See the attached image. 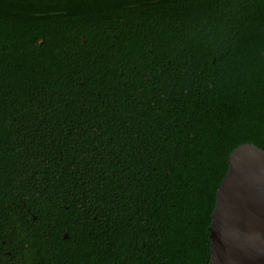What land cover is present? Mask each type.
Returning a JSON list of instances; mask_svg holds the SVG:
<instances>
[{
    "label": "trees",
    "instance_id": "16d2710c",
    "mask_svg": "<svg viewBox=\"0 0 264 264\" xmlns=\"http://www.w3.org/2000/svg\"><path fill=\"white\" fill-rule=\"evenodd\" d=\"M244 144L264 150V0H0V211L88 218L114 264H210Z\"/></svg>",
    "mask_w": 264,
    "mask_h": 264
},
{
    "label": "water",
    "instance_id": "95a60500",
    "mask_svg": "<svg viewBox=\"0 0 264 264\" xmlns=\"http://www.w3.org/2000/svg\"><path fill=\"white\" fill-rule=\"evenodd\" d=\"M229 166L209 228L210 264H264V150L241 145Z\"/></svg>",
    "mask_w": 264,
    "mask_h": 264
},
{
    "label": "flooded vegetation",
    "instance_id": "af4514ba",
    "mask_svg": "<svg viewBox=\"0 0 264 264\" xmlns=\"http://www.w3.org/2000/svg\"><path fill=\"white\" fill-rule=\"evenodd\" d=\"M25 198L17 204L14 199L12 210L0 211V264H114L100 259L96 248L86 243L88 218L49 206V211L35 212L34 198Z\"/></svg>",
    "mask_w": 264,
    "mask_h": 264
}]
</instances>
